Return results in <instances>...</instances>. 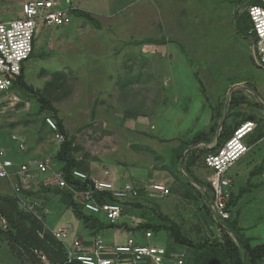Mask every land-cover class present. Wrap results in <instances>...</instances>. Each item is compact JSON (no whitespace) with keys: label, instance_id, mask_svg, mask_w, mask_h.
I'll list each match as a JSON object with an SVG mask.
<instances>
[{"label":"rangeland","instance_id":"374dc122","mask_svg":"<svg viewBox=\"0 0 264 264\" xmlns=\"http://www.w3.org/2000/svg\"><path fill=\"white\" fill-rule=\"evenodd\" d=\"M13 1L0 4L1 20L15 17L17 3ZM61 1L72 12L82 4L100 26L72 13L68 25L40 27L35 56L26 63L25 80L43 89L59 110L69 137L75 138L74 155L83 163L80 168L98 179L115 175L141 187L153 182L168 185L170 194L160 198L142 191L133 200L141 207L127 206L126 221L140 213L149 221L165 223L159 218L163 213L195 241H223L227 229L206 197L207 188L193 182L206 181L210 174L203 163L207 150L195 152L196 163L189 167L186 144L203 131L208 144L199 142L196 149L217 145L224 121L233 128L249 117L257 123L248 140L252 147L229 171L237 197L230 218L239 226L229 234L252 247L263 244L264 68L251 57L247 4L236 7V0H129L126 5L124 0ZM15 94L19 100L0 115V146L15 149L11 135L18 133L25 137L27 150L14 159H49L59 169L56 152L61 143L45 122V116L54 112L20 86ZM176 149L183 152L181 160L174 157ZM41 178L39 174L37 182H31L32 191L26 192L40 191L41 197L34 196L46 199L44 208L51 213L45 220L48 224L51 219L70 222L78 229L81 222L71 210L58 211L55 194L40 189L41 184H51L52 175L40 182ZM13 193L12 183L0 180L1 196L13 199ZM0 216L6 219V225H0V249L6 245L15 254L3 249L0 264H57L39 259L53 248L34 249L29 255L18 241L38 243L39 225L41 234H52L44 219L26 210L17 198L11 203L1 199ZM76 235L71 231L67 242ZM102 235L106 242L123 243L131 233L107 228ZM172 238L163 230L153 240L167 244ZM181 249L185 264H208L209 259L216 264H239L220 249L213 253L187 246ZM257 264H264V257Z\"/></svg>","mask_w":264,"mask_h":264},{"label":"built area","instance_id":"2783aa9c","mask_svg":"<svg viewBox=\"0 0 264 264\" xmlns=\"http://www.w3.org/2000/svg\"><path fill=\"white\" fill-rule=\"evenodd\" d=\"M12 0H5L4 3ZM0 0V4L3 3ZM17 3L15 17L0 19V115L17 102L15 94L16 84L25 72L26 63L36 52L38 29L46 26L68 25L72 20V7L61 0H14ZM247 13L250 23L248 38L251 43L253 61L264 68V0L249 4ZM6 12V11H5ZM7 13V12H6ZM46 124L54 131L55 138L62 143L65 135L59 131L56 120L52 116L45 117ZM257 123L247 120L241 123L233 134L215 152L204 156V166L210 170L207 181L211 185L213 198L212 206L217 218L221 221L230 218L227 203L231 197L232 178L230 168L251 148L249 135L255 130ZM15 149L0 146V179L12 183L13 195L23 207L35 213L40 219H46L51 213L43 207L40 198L29 195L31 182H37L38 176L43 175L40 182L52 175L51 186L70 190L75 203L83 206L87 213L95 214L109 223H128L131 227L138 226L144 219L140 215H131L129 221L125 218V208L128 200H135L142 191L152 198H160L170 194L171 189L163 182H153L145 187L127 181L119 186L108 179H98L90 176L84 170L74 168L71 179L87 184L85 189L76 183H70L61 169H55L49 159L42 161L27 159L19 162L13 156L26 151L27 144L24 136L13 133L11 135ZM108 172H106L107 174ZM47 185V183H46ZM110 193L113 199H110ZM6 219L0 216V225ZM53 236L64 247L66 263L79 262L81 264H184L185 253L179 250L170 251L167 244L155 243L159 233L152 230L145 232L147 242L141 243L131 233L126 242H106L102 233L86 240L77 235L71 242H67L71 226H57L48 224ZM124 229V228H121ZM44 261L45 254L40 255Z\"/></svg>","mask_w":264,"mask_h":264},{"label":"trees","instance_id":"16d2710c","mask_svg":"<svg viewBox=\"0 0 264 264\" xmlns=\"http://www.w3.org/2000/svg\"><path fill=\"white\" fill-rule=\"evenodd\" d=\"M258 1L259 0H236L235 5L237 7V6H240L241 4L246 3L247 4L246 8H247V6L249 4H252V3H255ZM72 13H74L78 16H81V17H85L88 20L96 23V25L100 26L98 21L88 11L76 9ZM246 15H247V20L249 22L247 11H246ZM32 56H35V53ZM16 86H18V87L20 86V87L26 89L27 91H30V92L36 94L39 97L41 103L46 108H48L54 112V114H49L46 116H52L57 122L59 131L65 135V140L59 145V148L57 149V152H56V159L58 160L57 162L60 164L59 169H61L64 172L66 179L70 183H76V185L79 188L85 189L87 184H85V183L83 184L80 181H74L73 179H71V172L74 168L84 170V169L80 168L83 163L81 161L77 160L75 155H74V151L77 148V146L74 144L75 138L73 136L69 137L68 131L64 125L63 118L58 116L59 110L53 105L52 101H50V99L44 94L43 89H39V88L33 86L32 84H29L25 80V72L20 76L19 80L17 81ZM232 106H233V104H231V107ZM228 115H230L229 111H228ZM247 120H252V119H250L249 117L244 118L243 121H241L238 125L234 126L233 128L227 122L224 121L220 126V131H219V134H218L217 139L215 141L217 145H212L211 147H208V148L203 147L202 149H199L201 147L198 146V149H196V145H198L199 142H205L206 145L208 144L207 143L208 140L204 139L202 137L203 131H200V133L198 134L200 136L199 139H198V135H197V137L195 138V141H189L186 144L188 158H187V162H185V163L189 167H191L193 164L196 163V161H195L196 155L194 154L195 152H197L199 154L202 150H205V149L207 150V152H205L203 155H206L210 152H215L233 134L234 130L241 123H243ZM210 131L213 132L214 130L211 129ZM173 154H174V157L176 160L177 159L181 160V158L183 157V152L180 149H176L173 152ZM193 182L196 184H199L201 186H205L207 188V192H206L207 196L206 197H208L209 200L211 201L213 198V195H212V189H211L210 183L207 180L206 181L193 180ZM249 186H250V184H248L244 189H242L241 193L245 192L249 188ZM40 189H42L44 191L45 190L51 191L52 194H55V196L57 197V204H60V208L58 211H60L62 209L72 210L75 213V215L77 216V218L83 223V225L86 228H88L89 237H92L94 235L102 233V231L104 229H107V228H124L125 230H128L131 233H133V235L137 238V240L139 242L145 243V242H147L145 239V232L146 231L152 230L157 234V233H160L161 231L165 230V231L170 232L173 236V238H172L173 240L167 243V246H168L170 251L179 250V247H181V246L191 247L195 250L209 249L210 253L215 252L216 249L217 250L220 249V250H223V252L229 258L235 259L237 261V263H239V264H257V261L264 257V243L252 247L249 244V242L243 244L242 242L239 243L233 239V237L229 234V232L237 231L239 229V226L237 224V221L233 220L231 218L221 220L222 226H224L227 229L226 238L223 241L200 242V241H195V240L187 237L186 234L183 232L182 228L180 227V225L176 221L172 220L169 216H167L163 213L159 214V218L164 219L166 221L165 223L164 222L149 221L143 214L140 215V213H139V215L144 219V221L141 222L136 227H131L130 225H128V223L114 224V223L106 222L105 220H103L98 215L85 212L83 210L82 205L75 203V201L73 200V193L70 190L61 189L59 187L51 186V185L46 186L45 184H41ZM31 191L26 192V193H28L29 195L38 194L39 197L42 196V195H40V193H41L40 191L36 192V193L31 192ZM104 194L109 195L110 199H113V197L111 196L110 193H104ZM140 195H143V193H140ZM12 196H14V195H12ZM12 198L14 200H16L15 197H12ZM1 199H3L4 201H8V203L14 202V200L11 199L10 197L9 198L8 197L3 198V196L0 195V201H1ZM236 199H237V197L234 196V190H232L230 200L227 203L228 211H230V212L232 211L231 207L233 205V202ZM42 200H43L42 204H44L43 205V207H44L47 205L46 199L42 198ZM15 205H16V203H15ZM127 206H129V207L134 206L137 210L141 207L140 203H136L135 201L127 202L126 207ZM15 207L16 206H14L13 208L15 209ZM124 212H125V210H124ZM20 214H22V213L20 212L19 215ZM25 216L26 215H24V218H25ZM35 219H34V223L38 224L37 223L38 220L36 221ZM56 224H57V222H55L53 224V226ZM36 229L37 228H35V230ZM38 229L37 230L41 236L38 238L39 239L38 243H37V241H33V243H26L25 241H23L20 238H19V240L17 239L18 241H21L22 244L26 248H28V249H26V248L25 249L27 250L29 255L31 253L34 254L33 253L34 249L41 250L43 252L44 249L53 248L52 252H50V253L44 252V254L47 256V258L49 260L53 261L54 263H57V264H81L79 262L66 263V254L64 251L63 244L59 240H57L51 233H48L47 231H45L44 234H41L42 227L40 225H39ZM10 239H12V238H10ZM13 239H15V238H13ZM181 251H183V250L181 249ZM39 259H40V256H39ZM215 261H216L215 259H212V261L209 259L208 264H216ZM142 264H146V263H142Z\"/></svg>","mask_w":264,"mask_h":264},{"label":"crops","instance_id":"0c3cea01","mask_svg":"<svg viewBox=\"0 0 264 264\" xmlns=\"http://www.w3.org/2000/svg\"><path fill=\"white\" fill-rule=\"evenodd\" d=\"M129 2V0H124V5H126L127 3ZM89 9L88 10H90V8H92L91 7V5H89V7H88ZM79 9H81V10H85V11H87V9H83V5L81 4V6L79 7ZM74 17H76L77 18V16H74ZM79 18H81V16H78ZM77 24H79V22H77ZM132 24V23H131ZM133 25V24H132ZM131 25V26H132ZM248 39V41H249V38H247ZM250 42V41H249ZM250 46H251V43H250ZM250 50H251V47H250ZM252 57V56H251ZM104 62V61H103ZM99 63H100V61H99ZM101 64V63H100ZM101 65H103V64H101ZM26 73V72H25ZM257 93V89L256 88H254L253 87V90H252V97H253V95H254V98L256 97L255 96V93ZM249 111H251L250 109H249ZM248 111V112H249ZM256 131V128H255V130L253 131V133ZM253 133H251L250 135H249V137H248V140H250V137L252 136V134ZM251 144V143H250ZM252 145V144H251ZM252 147V146H251ZM106 176V175H105ZM112 176V175H111ZM111 176L109 175V176H107V178H109L110 180H112L114 183H115V185H117V186H119V185H121V184H123V183H125V182H127V180H121V179H119L117 176H115L114 175V177L113 178H111ZM148 184H150V183H148ZM148 184H146V185H148ZM71 212L73 213V215L77 218V216L75 215V213L71 210ZM60 218V217H59ZM77 220H78V222H81L78 218H77ZM51 221L52 222H50L49 224L50 225H53L55 222H57L58 224H60V226H64V225H68V226H71V230H72V232L73 231H76L77 232V236L78 237H81V238H84V239H86V240H89V230H88V228H86L84 225H83V223L81 222V226H79V228L78 229H76L75 230V226H73L72 225V223H70V222H66V223H59L58 222V219H51ZM60 221V220H59ZM81 229V230H80ZM124 231H125V229H124ZM126 231H128V230H126ZM129 233H131L130 231H128ZM102 233H103V231H102ZM114 242H116V240L114 241ZM7 244V246H9L8 245V243H6ZM3 249H5L8 253H9V255L11 254V255H15L14 253H12L11 252V250H10V248H8V247H6V245L3 247V248H1L0 249V254H1V251L3 250ZM15 257V256H14Z\"/></svg>","mask_w":264,"mask_h":264},{"label":"clouds","instance_id":"9594fccd","mask_svg":"<svg viewBox=\"0 0 264 264\" xmlns=\"http://www.w3.org/2000/svg\"><path fill=\"white\" fill-rule=\"evenodd\" d=\"M35 53H36V52H35ZM32 57H33V56H32ZM32 57H31V58H32ZM25 70H26V69H25ZM252 133H253V132H252Z\"/></svg>","mask_w":264,"mask_h":264}]
</instances>
